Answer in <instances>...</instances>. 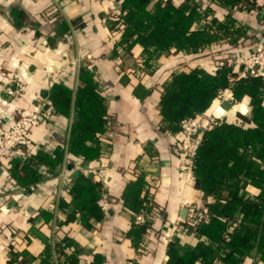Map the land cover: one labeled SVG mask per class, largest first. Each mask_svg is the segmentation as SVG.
Masks as SVG:
<instances>
[{"label":"crops","instance_id":"crops-1","mask_svg":"<svg viewBox=\"0 0 264 264\" xmlns=\"http://www.w3.org/2000/svg\"><path fill=\"white\" fill-rule=\"evenodd\" d=\"M202 2L212 7L213 15L201 19L197 27L206 26L213 17L225 22L231 14L242 29L237 44L232 47L223 38L199 53L172 50L147 67L140 44L130 50L117 46L122 31L112 22L120 0H0V86L13 79L26 86L17 96L0 90L3 124L8 127L37 107L48 114L29 130L35 143L34 179L23 171L17 177L12 164L0 159V264H10L13 258L41 264L47 245L57 250L62 262L75 255L79 264H168V244L176 237L183 246L210 243L184 221L187 205L202 196L179 133L160 130L163 84L173 73L196 67L212 73L225 52L253 50L264 34V0L231 10L210 0ZM86 73L97 86L106 119L105 130L98 134L102 152L94 161L69 151L79 122L75 97L86 84ZM54 86L72 91L67 115L52 107L49 95ZM215 102L204 116L223 100ZM223 110L216 115L229 122L237 112L250 115L249 98ZM61 151L62 163L52 167L48 162H55ZM142 175L144 192L149 191L161 212L136 237L130 234L135 213L126 207L124 192ZM88 182L103 186L100 219L84 213L81 200L71 191L75 184ZM260 192L249 184L244 194L254 198ZM241 264H264V259L252 251Z\"/></svg>","mask_w":264,"mask_h":264},{"label":"trees","instance_id":"trees-1","mask_svg":"<svg viewBox=\"0 0 264 264\" xmlns=\"http://www.w3.org/2000/svg\"><path fill=\"white\" fill-rule=\"evenodd\" d=\"M120 1V11L112 22L114 29L122 31L117 46L130 50L140 44L147 54V67L154 66L158 57L172 50L199 53L223 38H228L232 47L240 40L242 29L234 23L231 14L225 22L213 17L206 26L197 27L201 19L213 15L212 7L204 6L202 0L181 3L174 0ZM210 1L231 10L242 4L255 6L257 0ZM231 53L225 52L222 58L226 59L225 64L218 66L216 63L212 73L196 67L190 72L173 73L163 84L160 99V130L163 132L179 133L180 123L185 118L202 119L225 90H231L234 103L249 98L251 106L250 115L237 112L233 122L224 118L201 134L192 170L195 187L201 192L200 200L211 217L189 226L198 235L206 236L210 243L183 246L176 237L168 244V264H241L243 257L252 251L260 253L264 259V78L251 74L240 76V68L228 60ZM84 79L86 84L79 87L75 97L79 122L72 133L69 151L94 161L102 152L98 134L105 130L106 119L92 75L86 73ZM49 97L56 113H69L70 89L54 86ZM88 141L95 145H89ZM57 156L55 162H48L52 167L60 166L63 151ZM33 160L34 157L15 158L9 163L17 177L18 172L23 171L32 180L35 178ZM249 184L260 188L258 196L252 198L244 194ZM145 186L143 175L128 184L124 201L135 214L145 211L151 216L155 205L148 198L149 191L144 192ZM71 191L81 200L84 213L97 219L103 217L99 203L103 193L101 183H77ZM209 197L212 203L207 202ZM152 219L147 224L134 222L130 234L142 235ZM46 247L41 264H79L75 255L66 256L62 262L57 250L52 251L51 245ZM26 261L13 258L9 263L25 264Z\"/></svg>","mask_w":264,"mask_h":264},{"label":"built area","instance_id":"built-area-1","mask_svg":"<svg viewBox=\"0 0 264 264\" xmlns=\"http://www.w3.org/2000/svg\"><path fill=\"white\" fill-rule=\"evenodd\" d=\"M238 67H243L240 76L251 74L253 76H262L264 78V34H261L257 45L253 50L236 51L229 59ZM226 59H219L217 65L225 64ZM0 90L7 95L17 96L26 91V86L19 79L8 80L0 86ZM264 90V88H263ZM229 98L233 101V95L228 90L222 91L219 99L222 101ZM234 102V101H233ZM43 116H48L43 113L39 107L22 114L20 118L15 120L10 126L5 127L3 118L0 116V159L10 161L15 158L27 160L34 156L35 143L29 136V130L32 126H37ZM222 120L217 116H204L198 120L196 117H188L181 121V130L179 132V142L185 149L189 168H193L194 156L198 148L200 139H195L194 136L200 129H208ZM149 189V186H147ZM148 198L153 200L149 195ZM208 203H212L213 199L209 198ZM104 204V200L101 201ZM189 211L185 222L188 225L195 224L199 221H206L211 217L208 208L201 201H195L187 205ZM160 215L158 208L154 207L152 215L145 211L134 215L136 224H147L150 218H155ZM175 233H171L173 236Z\"/></svg>","mask_w":264,"mask_h":264},{"label":"water","instance_id":"water-1","mask_svg":"<svg viewBox=\"0 0 264 264\" xmlns=\"http://www.w3.org/2000/svg\"><path fill=\"white\" fill-rule=\"evenodd\" d=\"M243 67H240V71L242 72ZM234 103L231 100H223L221 106L225 109V110H229L233 107ZM204 132V129H200L197 134L194 136L195 139H198L199 136Z\"/></svg>","mask_w":264,"mask_h":264},{"label":"bare ground","instance_id":"bare-ground-1","mask_svg":"<svg viewBox=\"0 0 264 264\" xmlns=\"http://www.w3.org/2000/svg\"><path fill=\"white\" fill-rule=\"evenodd\" d=\"M216 103V102H215ZM221 106V104L219 103V105L218 106H215V107H213L212 108V111H211V113L208 115V116H210V115H214V116H217L216 114H219V112H224V108ZM210 111V110H209ZM217 117H220V116H217Z\"/></svg>","mask_w":264,"mask_h":264},{"label":"rangeland","instance_id":"rangeland-1","mask_svg":"<svg viewBox=\"0 0 264 264\" xmlns=\"http://www.w3.org/2000/svg\"><path fill=\"white\" fill-rule=\"evenodd\" d=\"M153 202H154V201H153ZM154 205H155V207H156V208H158L159 212H161V210H160L159 206H158V205H156L155 203H154Z\"/></svg>","mask_w":264,"mask_h":264}]
</instances>
